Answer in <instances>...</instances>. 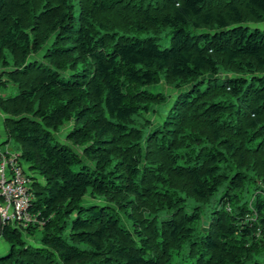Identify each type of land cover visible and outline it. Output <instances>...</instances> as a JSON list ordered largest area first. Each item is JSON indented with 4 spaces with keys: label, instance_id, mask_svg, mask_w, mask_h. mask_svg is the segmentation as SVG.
I'll list each match as a JSON object with an SVG mask.
<instances>
[{
    "label": "trees",
    "instance_id": "trees-1",
    "mask_svg": "<svg viewBox=\"0 0 264 264\" xmlns=\"http://www.w3.org/2000/svg\"><path fill=\"white\" fill-rule=\"evenodd\" d=\"M259 24L264 0H0V146L39 218L0 220V264H264Z\"/></svg>",
    "mask_w": 264,
    "mask_h": 264
},
{
    "label": "built area",
    "instance_id": "built-area-1",
    "mask_svg": "<svg viewBox=\"0 0 264 264\" xmlns=\"http://www.w3.org/2000/svg\"><path fill=\"white\" fill-rule=\"evenodd\" d=\"M32 192L29 178L17 155L0 158V220H11L21 226L39 221L36 213L29 210Z\"/></svg>",
    "mask_w": 264,
    "mask_h": 264
},
{
    "label": "rangeland",
    "instance_id": "rangeland-1",
    "mask_svg": "<svg viewBox=\"0 0 264 264\" xmlns=\"http://www.w3.org/2000/svg\"><path fill=\"white\" fill-rule=\"evenodd\" d=\"M260 26H264V24H259ZM168 41H169V38L166 37L165 35H163L160 39V42L164 45H168ZM34 58H40V55L37 54V55H33ZM147 88L153 92L155 91H162L164 93H166L167 95H173L175 94L176 92H179V91H182V90H185L187 88L186 87H182V88H176V87H173L171 85H168L166 84L164 81H161L159 83H156V84H151V85H147ZM17 91L16 87L13 85V84H9L8 86H0V93H5V94H15ZM168 99L170 100V96L168 97ZM165 106H162V108L164 109ZM163 111V110H162ZM161 109H160V112L158 113V115H154L153 113H145V115L147 117H150V118H159L161 117L164 113L162 112ZM71 127V124L70 123H66L65 125L62 126V128L59 130V131H55L53 134H54V137L58 140L63 141V142H66V134H67V131L70 129ZM1 130H2V127H0V133H1ZM15 144H16V141L15 140H11L10 143H8V146L6 147L7 149L5 151H2L0 152L1 155L0 156H3V155H19V151H16L15 150ZM207 221V220H206ZM204 222V221H203ZM208 221L207 223L204 225L203 224V227H208ZM0 240H3L0 238ZM3 244H4V247H0V254H3L5 253L8 248V243L6 241L3 240Z\"/></svg>",
    "mask_w": 264,
    "mask_h": 264
},
{
    "label": "crops",
    "instance_id": "crops-1",
    "mask_svg": "<svg viewBox=\"0 0 264 264\" xmlns=\"http://www.w3.org/2000/svg\"><path fill=\"white\" fill-rule=\"evenodd\" d=\"M3 118H4V115L0 111V127H2V130H1V133H0V143L6 141V133L3 130ZM7 146H8V143H4V145L2 147L0 146V152L5 151L7 149L6 148ZM0 247H4L3 240H0Z\"/></svg>",
    "mask_w": 264,
    "mask_h": 264
},
{
    "label": "water",
    "instance_id": "water-1",
    "mask_svg": "<svg viewBox=\"0 0 264 264\" xmlns=\"http://www.w3.org/2000/svg\"><path fill=\"white\" fill-rule=\"evenodd\" d=\"M206 223H207V221L204 220L203 224L205 225ZM203 229H204V230H207V227L205 226V227H203Z\"/></svg>",
    "mask_w": 264,
    "mask_h": 264
}]
</instances>
